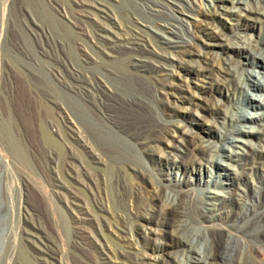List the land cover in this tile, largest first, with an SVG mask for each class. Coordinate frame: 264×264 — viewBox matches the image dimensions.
<instances>
[{
	"label": "bare ground",
	"instance_id": "bare-ground-1",
	"mask_svg": "<svg viewBox=\"0 0 264 264\" xmlns=\"http://www.w3.org/2000/svg\"><path fill=\"white\" fill-rule=\"evenodd\" d=\"M73 1L75 11L81 19L82 17L95 19L93 22L85 21L92 27V32L85 30L91 43H87V46L81 45L84 59L76 65L66 57H56L55 71L52 74L60 86L76 96L81 107L88 110L91 117L104 127L100 129L92 119L90 120L95 126L84 125L81 119L83 128L80 126L73 129L67 124V127L75 132L77 140L82 141L90 150L96 147L105 149L106 152L112 153L113 158H118L120 162L124 161L119 145L108 133V130L113 131L116 126L113 109L118 106L128 108L138 114L141 113L142 118L144 114L149 113L152 116L151 125L142 126V133L135 137L134 141L142 149L157 148L154 151L157 158L171 170H176V176L180 171L177 182L186 184L193 181L192 176L184 179V175L190 173L191 166L193 169L205 170L207 174L210 173L212 166H219L224 172L217 176L222 179V183L212 181V184L218 183L219 186H223L229 183L230 186L223 187L224 195L217 199L218 203L223 204L232 200L236 204H241L243 199H248L249 193L256 196L258 187L252 181V177L264 176V117L263 112H256L258 108L264 109L260 94L264 92V76L258 77L254 72L247 73L245 79L249 80L250 77L255 79L251 81L253 89L251 91L247 83L241 81L244 77L238 81L237 75L245 73L244 67L252 66L256 59L262 61L264 69V53L261 52L264 44L252 40L251 37L247 39L239 37L254 29L252 21L264 23V8L260 5L264 0H253L254 6L242 0H134L142 16L127 10L129 25L123 27L120 23L117 24L123 32L119 34L114 32L116 39L109 34L110 29L104 21L95 18L98 12L110 17L105 10L106 0ZM35 2L36 0H0V243H4L0 264H24L26 248L23 240L30 244L36 260L48 264L47 258L38 256L37 251L41 250L48 254L50 248L46 242L47 194L45 181L43 178L42 182L40 180V175L44 171L40 161L45 160V149L51 140L44 127L37 124L38 140L42 147V156L39 157L40 154L38 155L32 148L26 136L22 120L17 118L12 106L16 85L10 74L15 67L24 74L29 100L33 98L35 83H38L36 85L45 83L47 74L41 66L42 62L32 59L31 40L27 34L28 23L35 22L31 15ZM228 5L237 10H230ZM192 17L203 18L198 24L193 22L186 26V21ZM222 17H228L233 22L232 25L241 30V34H237L236 38L238 37V42H243L242 47H230L225 43L224 35L216 30L214 23ZM16 29L21 34L20 40L12 36ZM148 31L153 34H149ZM40 36H44L48 46L53 50L58 46L44 30L37 34V37ZM59 45L61 48L64 46L62 42ZM166 49H171L174 57L161 51ZM213 49L219 53L233 54L242 61L233 64L228 58L213 54ZM46 52L52 58L50 52L48 50ZM100 53L117 60L123 72L97 64L92 54ZM192 61L197 65H190ZM171 62H175L176 72L166 69L165 64ZM137 72H142V75ZM126 73L149 77L159 92L150 95L140 84L129 79ZM113 89L120 91L123 98L119 99ZM242 93H245L247 100L245 103H238L233 113H229L230 110L221 100L214 99L213 103L210 101L212 104L207 103L206 96L223 95L229 99ZM243 105L254 111L247 112ZM207 114L214 119L211 126L214 124L219 131L216 132L218 142L204 140L202 136L205 134L208 137L213 134L210 126L205 127L209 122L205 116ZM178 119L182 123L178 122ZM28 125L30 127L35 125L32 119ZM246 125L252 131L243 130L242 126ZM226 126L230 129H226ZM252 139L263 145L255 147L251 143ZM233 146L239 149L245 147L246 151L239 155L238 151L229 150ZM92 155L97 163H103L104 159L101 156L97 157L93 152ZM185 156L191 157L189 163H184ZM32 157L37 161L35 163L37 174L33 177L22 171L24 168H34ZM240 158L245 161V168L239 172L236 183L231 177L236 169H233L234 166L230 162ZM126 160L128 158H125ZM219 160L225 163H219ZM127 166L138 171L131 165ZM85 173L90 175L88 170ZM142 174L144 175V172ZM196 180L208 183L198 177ZM19 182L24 184L28 193H32L40 201V208L26 209L21 214ZM240 186L246 189L240 190ZM153 200L155 201L153 206L142 204V208H138L132 205L130 215L141 219L142 222L138 226L142 229L144 240L150 242L153 240L150 235H158L161 231L163 235H170L171 244L155 245L152 250L156 254L153 256L147 253L134 255L128 253L125 248L130 243H118L120 250L116 252L111 244L109 247L118 264H171L165 255H170L171 252L166 251L174 248H185L192 252V255L178 259L174 264H222L228 258H232V249L240 240L243 239L245 244L262 243L259 239L264 236V231H260L264 226V203H260L259 200L256 203L254 201H251V204L246 203L249 207L247 206L245 211L251 215L245 228L240 227L234 233L220 232L219 237L212 233L203 236L205 253L192 248V243L181 237L188 229L190 218L188 200L178 191L163 195L156 192ZM76 205L80 207L79 203ZM211 205L215 206L212 203ZM97 208L100 211L104 210L101 207ZM140 210L144 213L141 214ZM208 210L210 209L206 207L200 215L206 217ZM86 212H89L88 209ZM155 216L168 220V227L160 230ZM21 217L27 228L21 225ZM125 219L126 217L122 218L121 225L115 224L114 229L109 224V228L114 230L113 234H120L121 239L132 240L130 239L132 232ZM116 228L118 230H115ZM157 240L159 241L154 239L153 242ZM241 262L249 264L244 260Z\"/></svg>",
	"mask_w": 264,
	"mask_h": 264
},
{
	"label": "rangeland",
	"instance_id": "rangeland-1",
	"mask_svg": "<svg viewBox=\"0 0 264 264\" xmlns=\"http://www.w3.org/2000/svg\"><path fill=\"white\" fill-rule=\"evenodd\" d=\"M242 1H247L250 6H254L253 0ZM106 2L105 10L110 17L98 12V16H95V18L96 20L104 21L105 25L110 29L109 34L113 38H115L114 32L118 34L123 32L117 24L120 23L123 27L129 25L127 10L142 16V12L134 0H106ZM260 5L264 8V1ZM75 8L73 0H36L34 4L31 15L35 22L28 23L29 30L27 34L29 40H31L32 59L36 62H42L41 66L48 76L46 75L45 83L41 85H36L38 83H35L32 99L30 98L29 100L24 74L18 67H15L12 72L10 71L16 85L12 106L17 118L22 120L26 136L31 142L32 148L36 150L38 155L40 154L39 157L42 156V147L38 140L37 124H41L44 127L51 140L45 149V160L40 161L44 170L43 173L41 172L40 180L42 182V178L44 179L47 194V208L45 211L46 242L50 248L48 254L38 250L37 255L47 258L48 264H118L109 247L112 244L116 252H118L120 250L118 243H130L125 249L133 255L142 253L155 255L156 253L153 252L152 248L155 245L164 246L171 244L170 235H163L160 231L158 235H150L151 239H159V241L153 242V240H150V242H147L143 238L142 229L138 226L142 222L141 219L130 215L129 210L132 205L138 208H142V204L153 206L155 202L153 197L156 192L163 195L167 192L178 191L182 197L188 200L190 209L188 229L181 237L189 240L192 243V248L200 253H205L206 250L205 242L202 239L203 236L210 233L218 236L220 232L227 231L234 233L240 227L241 229H243L242 227L245 228L251 215L245 211L248 206L246 203L251 204V201L256 203L257 200L260 203H264V176L253 175L252 181L258 187L256 196H251L252 194L249 193L248 199H243L241 204H236L232 200L223 204L222 202L218 203L217 199L224 195L223 187L229 184H224L223 186H219L218 183L212 184V181L222 183V179L217 176L218 174H224V172L221 171L218 163L216 164L218 167L212 166L208 174L205 170L201 171L198 168L189 167L190 173L184 175V179L192 176L193 181L180 184L177 182L180 171L176 176V170H171L163 161L159 160L154 154L157 148L142 149L134 141L135 137L142 133V126L151 125L152 116L149 113H146L147 115L144 114L146 117L143 116L142 118L141 113L138 114L128 108L118 106L113 109L116 126H114L113 131L108 130V133L119 145L121 154L124 155V161L120 162L117 160L118 158H113L112 153L106 152L105 149L96 147V149L93 148L94 151L90 150V148L82 144V141L77 140L75 132H72L67 127V124L72 126L73 129L80 126L83 128L80 122L81 119L84 125L95 126L94 122L90 120L95 121V119L91 117V113L88 110H84L81 107L76 96L60 86L56 77L52 74L55 71L54 62L56 57H66L76 65L84 59L81 45L87 46V43H91L90 37L85 30L92 32V27L85 21L90 20V22H93L95 19L92 18L91 20L82 17V20L80 15L76 13ZM228 8L232 11L237 10L232 5H228ZM202 18L192 17L186 21L185 25L189 26L193 22L198 24ZM252 22H254V29H250L246 32V35L239 37H244L245 39L251 37L252 40H258L264 44V23L261 24L257 20ZM214 24L216 30L218 29L217 31H220L226 38L225 43L227 45L236 48L242 47L243 42H238V37L236 38L237 34H241V30L236 29L228 17H222ZM42 30L58 45L55 50L48 46L44 36L37 37V34H41ZM148 33L153 34L151 31H148ZM12 36L17 40L21 39V34H19L17 29L12 33ZM60 42L64 44L62 48L59 45ZM47 50L52 55V58L48 56ZM86 50L89 49L86 48ZM161 51L167 52L169 55L172 54L170 56L174 57L171 49ZM261 52L264 53V46ZM213 54L228 58L233 64L242 61L233 54L219 53L215 49H213ZM92 56L96 59L97 64L123 72L120 63L110 56L102 53L99 55L92 54ZM190 65H197V63L192 61ZM165 67L172 72L177 71L175 62L165 64ZM244 69L246 72L237 75V79L240 81L244 77L241 81L246 82L251 91H253L251 81H255V79L253 77H250L249 80L245 78L249 72L258 74V77L264 76L263 63L260 59H256L252 66H245ZM137 73L142 75V72ZM126 76L140 84L150 95L153 92H159L149 77L138 76L134 73H126ZM110 88L112 89V87ZM114 94L119 99L123 98L120 91H115ZM260 94L262 95L261 102L263 101L264 103V92H260ZM206 98L209 104L214 99L221 100L222 104L230 110L229 113L235 111L238 103L242 104L247 100L245 93L229 99L223 95H211L206 96ZM243 108L249 113L254 111V109L245 105H243ZM256 112H263L262 117H264V109L258 108ZM147 116H150V118ZM205 116L209 120L205 127L210 126L213 134L208 137L205 134L202 136H204V140L218 142L217 133L219 131L214 124L211 126L214 119L208 114ZM95 118L98 120L97 117ZM31 119L35 124L32 127L28 125ZM70 120L72 122H69ZM177 121L182 123L180 119ZM95 123L99 125L100 129L104 128L99 121H95ZM218 127H220L219 124ZM226 129H230V127L226 126ZM242 129L252 131L247 125L242 126ZM221 131L224 132L223 129ZM251 143L255 147L263 145L255 139H252ZM90 146L92 147V145ZM161 146L163 147V145ZM229 150L238 151L239 155L246 151L245 147L239 149L236 146L230 147ZM92 152L97 157L101 156L104 159L103 163H97L93 158ZM125 158H128V160L125 161ZM190 160L191 157H184V163H189ZM32 161L34 168L30 169L28 167L22 171L24 174L33 177L34 174H37L35 171V168H37L35 163L37 161L34 157H32ZM219 163L225 162L219 160ZM127 164L138 169V171L130 168ZM230 164L234 166L233 169H236L231 177L237 183V176L245 168V161L240 158L230 162ZM87 170L90 175L85 173ZM35 177L37 179L38 175ZM197 177L208 181V183L197 182ZM24 187V184L19 182L18 192L21 214L26 209L41 207L40 201L32 193H28ZM231 188L232 191L233 187ZM242 189L246 188L240 186V190ZM216 193L217 196H215ZM73 202L79 203L80 207ZM205 202H209V204ZM211 203L215 204V206H212ZM97 207H101L104 210L100 211ZM206 207L210 210H208L206 217L201 216L200 212L204 211ZM87 209L89 212H86ZM140 213L142 214L144 211L140 210ZM123 217H126L127 226L131 229L132 237L130 239L132 240H129V238L128 240L121 239L120 234H113L114 230L112 231L111 229V227L115 228V224L121 225ZM156 220L160 225V230L168 227V220L160 216H157ZM109 224H111L110 228ZM21 225L23 227L25 225L27 228V224L23 222L22 217ZM152 228L156 229L155 226H152ZM261 229L260 231L263 232L264 226ZM115 230L118 229L116 228ZM118 235L119 237H117ZM108 239L110 242H107ZM259 240L262 243L247 242L245 244L243 239L240 240L239 244L232 249V258H228L222 264H241L243 260L249 264H264V236H261ZM23 245L26 248L24 264H44L41 260L35 259L34 252L27 241L23 240ZM168 251L171 253L170 255L166 254L165 258H168L171 264H174L178 259L192 255V252L185 248L168 249L166 252ZM3 252L4 243H0V258Z\"/></svg>",
	"mask_w": 264,
	"mask_h": 264
}]
</instances>
